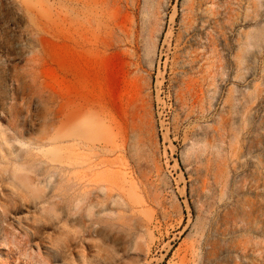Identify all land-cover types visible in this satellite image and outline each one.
<instances>
[{"label":"rangeland","instance_id":"obj_1","mask_svg":"<svg viewBox=\"0 0 264 264\" xmlns=\"http://www.w3.org/2000/svg\"><path fill=\"white\" fill-rule=\"evenodd\" d=\"M0 264H264V0H0Z\"/></svg>","mask_w":264,"mask_h":264}]
</instances>
